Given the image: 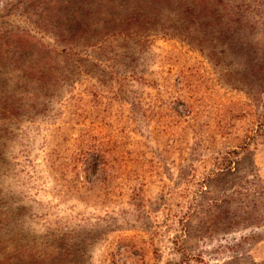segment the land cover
Returning <instances> with one entry per match:
<instances>
[{"label":"rangeland","instance_id":"rangeland-1","mask_svg":"<svg viewBox=\"0 0 264 264\" xmlns=\"http://www.w3.org/2000/svg\"><path fill=\"white\" fill-rule=\"evenodd\" d=\"M220 2L260 29L264 0ZM41 4L0 0V30L54 45L30 22ZM123 49L117 73L86 49L99 80L76 73L46 111L0 131V253L264 264V99L223 84L178 37L150 32Z\"/></svg>","mask_w":264,"mask_h":264},{"label":"trees","instance_id":"trees-1","mask_svg":"<svg viewBox=\"0 0 264 264\" xmlns=\"http://www.w3.org/2000/svg\"><path fill=\"white\" fill-rule=\"evenodd\" d=\"M227 9L220 0H42L30 22L54 45L26 29L0 30V131L46 111L76 73L99 80L88 69L96 64L86 58V49L96 63L117 73L127 41L150 32L186 41L208 59L223 84L264 99V15H257L256 30ZM55 250L2 252L0 264H61L63 252Z\"/></svg>","mask_w":264,"mask_h":264}]
</instances>
